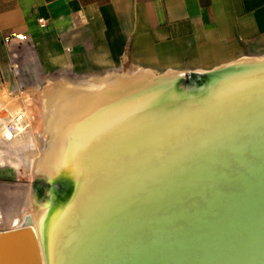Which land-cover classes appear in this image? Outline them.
Returning <instances> with one entry per match:
<instances>
[{
  "label": "bare ground",
  "instance_id": "obj_1",
  "mask_svg": "<svg viewBox=\"0 0 264 264\" xmlns=\"http://www.w3.org/2000/svg\"><path fill=\"white\" fill-rule=\"evenodd\" d=\"M178 77L141 69L43 94L41 131L6 140L24 153L1 165L70 191L132 185L134 224L83 223L53 190L40 203L20 187L7 218L33 213L0 233L30 230L35 255L0 264H264V56L187 76L182 99Z\"/></svg>",
  "mask_w": 264,
  "mask_h": 264
},
{
  "label": "crops",
  "instance_id": "obj_2",
  "mask_svg": "<svg viewBox=\"0 0 264 264\" xmlns=\"http://www.w3.org/2000/svg\"><path fill=\"white\" fill-rule=\"evenodd\" d=\"M246 55L264 56V0H0V91L118 69L189 76Z\"/></svg>",
  "mask_w": 264,
  "mask_h": 264
},
{
  "label": "rangeland",
  "instance_id": "obj_3",
  "mask_svg": "<svg viewBox=\"0 0 264 264\" xmlns=\"http://www.w3.org/2000/svg\"><path fill=\"white\" fill-rule=\"evenodd\" d=\"M139 70L118 69L93 77L56 76L53 78L51 77L50 79L40 80L35 85L23 87L21 91L12 93L4 89L0 91V230L11 229L14 220H17L19 222L21 221V217L23 215L33 213L34 209L32 207H27L24 209V211L21 212L18 210L14 211V213H12V216L10 218H7V214L10 209V202L12 196L17 192L16 189L21 187L24 188L27 193L31 192L36 197V200L40 203L45 202L46 200H48V198H50V192L51 190H53V188L54 190H56L58 196L63 197L64 195H66V190L60 184L58 185L54 184L55 182H48L46 179H44L43 176L37 174L36 176H33L31 173H29V169L25 167L26 164L25 166L23 165L24 167L22 166L21 168H19L18 171L10 169L8 165H1L2 163H4V161L14 160L12 156H14V158H17L22 156L24 153L23 150L14 151L10 155L11 150L8 146V143L6 142L7 139L5 138L4 134L6 124L11 120L15 123V134L13 137H18V139H21L19 137H24L27 135H37V132L41 131L39 130L40 127L38 120L40 102L42 100L43 94H45L46 92L50 90L54 92V90L58 88H76L77 90H80L81 88V90L86 91L92 89L95 90V87H93V83L96 79H104L110 74H119L122 76L131 77L134 76ZM185 77L187 76H181V79L176 80L172 85L170 94L172 92L174 99L175 97L182 99L186 94H188L186 93L188 84L184 80ZM36 127L39 131L36 130ZM32 149H35V152L37 153V147H32ZM35 188L36 190H34Z\"/></svg>",
  "mask_w": 264,
  "mask_h": 264
},
{
  "label": "water",
  "instance_id": "obj_4",
  "mask_svg": "<svg viewBox=\"0 0 264 264\" xmlns=\"http://www.w3.org/2000/svg\"><path fill=\"white\" fill-rule=\"evenodd\" d=\"M178 79H181V77H178L176 80ZM184 80L187 84L190 83L187 77H185ZM189 90L190 89L188 88L186 93H189ZM55 184L58 183L55 182ZM118 185L116 187H110L105 184L100 186L95 185L93 187H83L71 191L64 188L66 190V195L63 197L58 196L54 188L53 192L57 195V198L63 207L69 213L77 216L76 220L78 219V221L83 222L84 220L86 221L88 218L92 219L93 216H95L94 218L98 221L99 216L108 214L111 220L110 225L115 226L113 229H116V226L122 228L130 223L134 224V222L132 223L131 216L136 210V205L138 206V197H136L131 190L132 185L122 183H118ZM87 226H90V224ZM78 228L80 229V227ZM206 234L205 231L202 238L203 236H206ZM34 252V236L30 230L21 228L0 233L1 260L16 261L24 259L29 262L30 258L32 259L35 255ZM214 256L215 252L213 251L207 256L206 260L209 261V259H212Z\"/></svg>",
  "mask_w": 264,
  "mask_h": 264
},
{
  "label": "built area",
  "instance_id": "obj_5",
  "mask_svg": "<svg viewBox=\"0 0 264 264\" xmlns=\"http://www.w3.org/2000/svg\"><path fill=\"white\" fill-rule=\"evenodd\" d=\"M39 22H42V20H40ZM26 41H27V37L23 35H10L4 39V43L7 45H10L15 42L22 43ZM4 134L7 140L11 139L14 136L15 123L12 120L6 124L5 129H4Z\"/></svg>",
  "mask_w": 264,
  "mask_h": 264
},
{
  "label": "flooded vegetation",
  "instance_id": "obj_6",
  "mask_svg": "<svg viewBox=\"0 0 264 264\" xmlns=\"http://www.w3.org/2000/svg\"><path fill=\"white\" fill-rule=\"evenodd\" d=\"M37 187H38V186H37ZM37 187H36V188H37ZM36 188H35L34 190H36Z\"/></svg>",
  "mask_w": 264,
  "mask_h": 264
}]
</instances>
